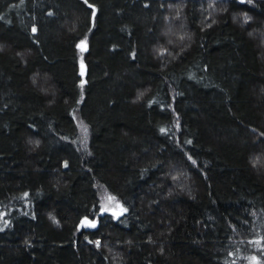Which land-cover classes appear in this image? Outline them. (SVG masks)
<instances>
[{
  "label": "trees",
  "instance_id": "16d2710c",
  "mask_svg": "<svg viewBox=\"0 0 264 264\" xmlns=\"http://www.w3.org/2000/svg\"><path fill=\"white\" fill-rule=\"evenodd\" d=\"M0 264H264V0H0Z\"/></svg>",
  "mask_w": 264,
  "mask_h": 264
},
{
  "label": "rangeland",
  "instance_id": "374dc122",
  "mask_svg": "<svg viewBox=\"0 0 264 264\" xmlns=\"http://www.w3.org/2000/svg\"><path fill=\"white\" fill-rule=\"evenodd\" d=\"M101 199V211L110 213L112 216L117 217L125 211V208L121 203L113 198L112 196L106 194L104 191L100 193ZM91 225V224H90Z\"/></svg>",
  "mask_w": 264,
  "mask_h": 264
},
{
  "label": "snow or ice",
  "instance_id": "6c2138e0",
  "mask_svg": "<svg viewBox=\"0 0 264 264\" xmlns=\"http://www.w3.org/2000/svg\"><path fill=\"white\" fill-rule=\"evenodd\" d=\"M36 29L34 28L33 31H35Z\"/></svg>",
  "mask_w": 264,
  "mask_h": 264
}]
</instances>
